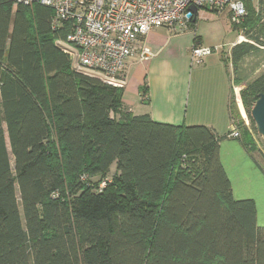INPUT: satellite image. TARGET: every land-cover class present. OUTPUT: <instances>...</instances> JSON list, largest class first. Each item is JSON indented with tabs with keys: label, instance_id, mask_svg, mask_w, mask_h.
<instances>
[{
	"label": "trees",
	"instance_id": "1",
	"mask_svg": "<svg viewBox=\"0 0 264 264\" xmlns=\"http://www.w3.org/2000/svg\"><path fill=\"white\" fill-rule=\"evenodd\" d=\"M242 1L234 67L264 47V0ZM53 15L0 0V264H264L254 203L219 159L230 130L133 114L121 87L71 68ZM263 91L264 71L242 103ZM248 116L236 139L259 152Z\"/></svg>",
	"mask_w": 264,
	"mask_h": 264
},
{
	"label": "crops",
	"instance_id": "2",
	"mask_svg": "<svg viewBox=\"0 0 264 264\" xmlns=\"http://www.w3.org/2000/svg\"><path fill=\"white\" fill-rule=\"evenodd\" d=\"M240 37L227 11L209 9L195 11L188 29L181 33L167 27L149 31L140 39L148 49L145 57L137 50L125 60L122 105L157 122L206 125L226 135L231 126V80L223 52H230ZM195 45L212 49L199 63L190 54ZM260 158L259 152H248L236 138L225 136L219 141V159L234 198L251 199L256 222L264 227V162Z\"/></svg>",
	"mask_w": 264,
	"mask_h": 264
},
{
	"label": "built area",
	"instance_id": "3",
	"mask_svg": "<svg viewBox=\"0 0 264 264\" xmlns=\"http://www.w3.org/2000/svg\"><path fill=\"white\" fill-rule=\"evenodd\" d=\"M33 2L53 10L52 24H68L63 40L56 44L69 56L71 68L79 73L122 87L125 60L140 50L144 58L148 49L140 39L157 27L181 33L189 27L194 12L201 9L229 13V20L240 24L245 15L242 0H16ZM212 51L206 45L191 48L192 60L199 63ZM145 97V94L142 95ZM239 133L231 121L229 137ZM104 182L101 183L103 185Z\"/></svg>",
	"mask_w": 264,
	"mask_h": 264
},
{
	"label": "rangeland",
	"instance_id": "4",
	"mask_svg": "<svg viewBox=\"0 0 264 264\" xmlns=\"http://www.w3.org/2000/svg\"><path fill=\"white\" fill-rule=\"evenodd\" d=\"M255 6L256 0H249ZM240 31L242 29L240 28ZM241 37L239 41L245 40L242 32H240ZM229 52H223L225 58V63L229 71V77L231 80L230 96H229V107L232 119L234 123L242 121V123L249 127L250 121V108L246 107L241 100L240 91L245 87L250 81H252L256 76L264 71V47H259L257 50L253 51L249 55L245 56L236 67L233 66ZM174 59V58H173ZM176 60V59H175ZM257 148L259 150V155L262 157L260 160L264 162V139L257 134ZM114 171V166L110 167L108 176ZM18 195V192H17Z\"/></svg>",
	"mask_w": 264,
	"mask_h": 264
},
{
	"label": "water",
	"instance_id": "5",
	"mask_svg": "<svg viewBox=\"0 0 264 264\" xmlns=\"http://www.w3.org/2000/svg\"><path fill=\"white\" fill-rule=\"evenodd\" d=\"M190 9L195 12L196 8L191 6ZM250 117L254 123L256 132L264 139V91L259 93L257 99L250 109Z\"/></svg>",
	"mask_w": 264,
	"mask_h": 264
}]
</instances>
